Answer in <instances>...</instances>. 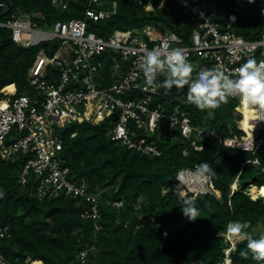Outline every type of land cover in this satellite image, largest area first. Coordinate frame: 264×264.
<instances>
[{"label": "built area", "instance_id": "2783aa9c", "mask_svg": "<svg viewBox=\"0 0 264 264\" xmlns=\"http://www.w3.org/2000/svg\"><path fill=\"white\" fill-rule=\"evenodd\" d=\"M134 1L148 13L174 7L180 13L182 30L186 25L192 26L190 34L160 23L116 29L108 36L91 30L89 20L97 22L117 13V0H88L85 18L57 20L47 29L23 11L0 21V27L10 30L12 40L18 45L46 43L40 46L28 71L32 92L25 90L13 95L9 91L3 100L0 97V156L21 161L19 182L26 186L32 180L38 199L73 197L86 203L83 216L93 220L96 230L102 227L101 192H90L86 179L72 173L65 157L63 130L71 123L108 121L107 133L113 140L146 156L163 154L161 146L151 139L163 132L171 142L182 138L184 156L192 150L201 151L206 135L212 131L190 122L187 107L190 103L175 99L171 90L160 86L162 75L155 86L145 85L142 58L152 49L166 54L181 48L190 63L196 54L204 64L199 70L193 69L196 73L213 66L234 69L249 58L264 61V23L256 34L258 37L248 38L238 31L241 16L257 14L245 0H226L232 10L220 15L194 0ZM72 2L81 0H51L61 12L67 11ZM261 12L264 15V9ZM231 99L235 102L232 112L240 135L219 136V140L224 147L250 154L231 185V196L242 190L254 199H264L262 194H251L249 186L255 184L252 179L246 181L245 188H239L247 164L257 167L264 177V108L249 104L255 113L248 120L256 127L249 130L244 127V113L237 110L240 100ZM76 134L74 130L71 137ZM199 166L196 163L193 167L180 168L164 184L163 195L175 193L181 199V192L195 197L217 194L208 168ZM181 170L182 180L178 182L177 173ZM106 202L118 209L124 205L122 200ZM224 233L227 246L221 264H233L232 253L238 242L232 237L226 239ZM10 237L9 226H0V238ZM87 254V250H82L78 258L85 261ZM0 264L17 263L0 251Z\"/></svg>", "mask_w": 264, "mask_h": 264}, {"label": "trees", "instance_id": "16d2710c", "mask_svg": "<svg viewBox=\"0 0 264 264\" xmlns=\"http://www.w3.org/2000/svg\"><path fill=\"white\" fill-rule=\"evenodd\" d=\"M117 1L115 15L97 22L89 20L91 30L108 36L116 29L160 23L183 31L180 13L174 7L148 13L134 0ZM194 1L217 15L232 10L226 0ZM245 1L257 14L241 16L238 31L248 38L258 37L256 34L264 23L261 12L264 0ZM2 2L6 4L3 6ZM86 5L88 0L72 2L67 11L61 12L51 0H0V21L23 11L41 26L49 27L57 20L85 18ZM253 29L256 33H252ZM38 50L39 46L16 44L11 31L0 27L1 100L9 91L13 95L25 90L32 92L27 77ZM186 92L187 85L171 89L172 97L177 100L186 99ZM234 106L230 99L211 110H200L193 104L187 106L190 122L206 126L212 132L206 135L201 151L192 150L186 156L182 152L185 145L182 138L171 142L165 132L151 138L163 150L161 156L151 157L113 140L107 133L108 121L67 126L63 130L64 152L72 173L86 179L90 192H101L99 230L92 219L83 216L86 203L73 197L38 199L32 180L26 186L19 182L21 161L0 156V226L8 225L11 232L10 238H0V251L17 264H23L27 257L31 258L28 264L37 258L43 264H221L227 246L221 233L225 232L227 223L247 222L246 231L259 237L253 230L264 220L263 198L254 199L242 190L231 196V185L242 163L250 157L247 152L224 147L219 140L228 128L221 119V110L232 113ZM74 130L77 134L71 137ZM196 163L208 165L218 193L196 196L200 216L190 220L181 211V199L175 193L163 195L162 189L180 168L193 167ZM252 180L264 188L261 173ZM107 200H122L124 205L118 209ZM245 246L246 240L237 245L232 253L233 264H264V260L257 261L251 254L248 258L241 256ZM82 250L88 251L85 261L78 258Z\"/></svg>", "mask_w": 264, "mask_h": 264}, {"label": "clouds", "instance_id": "9594fccd", "mask_svg": "<svg viewBox=\"0 0 264 264\" xmlns=\"http://www.w3.org/2000/svg\"><path fill=\"white\" fill-rule=\"evenodd\" d=\"M141 68L146 86H155L158 76L164 77L159 84L165 90L173 86L183 88L187 85L186 102L195 105L200 110L218 108L229 97L238 98L242 103L258 105L264 108V61L249 58L234 69H222L219 66L200 70L193 76V65L187 60L184 50L174 48L166 54L159 49L148 51L142 58ZM212 115V112H208ZM200 169L206 170L207 164H201ZM182 172L177 173V181L182 180ZM181 196V211L190 220L200 216V209L195 196ZM248 223L235 220L226 225V235L246 240V246L240 255L257 261L264 260V234L255 237L246 231Z\"/></svg>", "mask_w": 264, "mask_h": 264}, {"label": "rangeland", "instance_id": "374dc122", "mask_svg": "<svg viewBox=\"0 0 264 264\" xmlns=\"http://www.w3.org/2000/svg\"><path fill=\"white\" fill-rule=\"evenodd\" d=\"M45 29H47L48 27L47 26H43ZM191 25H186L183 27V32H185V34H190L191 32ZM179 33H182L180 31H178ZM46 43H42L41 45H39V48L40 46H45ZM191 64L193 65V69L194 70H199L204 64H202V61L199 60V58L197 57L196 54H194L193 56V62H191ZM228 99H230V101H232L231 97H229ZM223 104V103H222ZM221 104V105H222ZM211 117H214V114L210 115ZM221 119L222 120H225L226 122V127H228L227 129H225V134L224 135H234V136H239L240 133L238 131V128H237V118L235 117V115L233 114V112H229L227 111L226 109L222 108L221 110ZM221 123H219L220 125ZM250 125V123L248 124V126ZM258 173H260V170L255 167L254 165L250 164L248 165L245 170L243 171L242 175H241V184L239 186V188H244V182L246 181H250L251 179H253ZM254 234L259 236L261 234H264V220H262L253 230ZM222 234V233H221ZM225 234V238L227 239V235H226V232L224 233ZM223 236V234H222ZM224 237V236H223ZM235 241L239 242V243H242L244 240L242 239H239V238H235L234 239ZM238 243V244H239ZM237 244V245H238ZM237 248V247H236ZM31 258L30 257H27L25 262H29ZM41 261V259H40ZM23 263V264H24ZM28 264V263H27Z\"/></svg>", "mask_w": 264, "mask_h": 264}, {"label": "bare ground", "instance_id": "6f19581e", "mask_svg": "<svg viewBox=\"0 0 264 264\" xmlns=\"http://www.w3.org/2000/svg\"><path fill=\"white\" fill-rule=\"evenodd\" d=\"M237 110L241 111L245 115V119H244V124L245 125H244V127L249 129V130H250V128L252 130H255L256 129L255 125L253 123H251V121L248 120L251 117H254L255 108L253 106H250L247 103H242L240 101ZM249 123H250V125L248 126ZM236 183H237V181L235 182V185H236ZM249 187H250L249 189H250L251 194H253L254 196L262 194L263 197H264V188L263 187H259V186H257L254 183H252ZM232 239H233V241H235L233 237H232ZM27 263L28 262H26L24 264H27ZM31 264H42V260L40 261V259H38V258L37 259H33Z\"/></svg>", "mask_w": 264, "mask_h": 264}]
</instances>
